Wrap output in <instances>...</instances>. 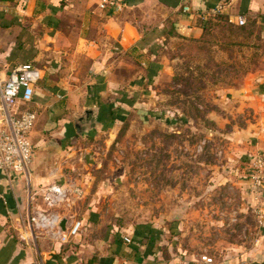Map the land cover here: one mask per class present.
I'll return each instance as SVG.
<instances>
[{"label": "rangeland", "instance_id": "1", "mask_svg": "<svg viewBox=\"0 0 264 264\" xmlns=\"http://www.w3.org/2000/svg\"><path fill=\"white\" fill-rule=\"evenodd\" d=\"M235 20L213 12L199 34L168 31L151 54L114 63L123 85L103 95L117 112L110 123L98 125L92 113L86 131L71 138L62 125L35 123L30 171L85 192L70 210L86 217L85 227L62 259L145 230L162 264L203 254L220 264L257 246L264 199L241 162L251 134L264 132V106L242 105L237 95L264 82V36L256 18Z\"/></svg>", "mask_w": 264, "mask_h": 264}, {"label": "crops", "instance_id": "2", "mask_svg": "<svg viewBox=\"0 0 264 264\" xmlns=\"http://www.w3.org/2000/svg\"><path fill=\"white\" fill-rule=\"evenodd\" d=\"M99 3L0 0V70L7 74L15 66L30 62L42 72L33 100L26 105L39 112L37 128L55 130L62 125L63 137L71 138L76 133L71 119L81 103L93 108L98 125L110 123L117 112L103 95L123 85V80L114 76V63L124 55L151 54L168 31L182 37L199 34L200 26L215 10L229 14L231 20L238 15L246 21L256 18L264 36V0H109L105 8ZM184 5L190 6V11L184 12ZM249 91V96L245 88L239 91L242 105L255 109L261 103L264 106V82ZM249 143L248 158L241 162L246 169L255 152L259 150L264 156V132L252 133ZM29 179L32 190L51 183L48 177L35 176L30 168ZM27 192L24 176L0 175V194L6 201L0 198V264H162L160 250L148 230L136 238L131 236L129 242L117 235L109 237L94 252L82 244L77 257L67 260L61 256L78 236L66 244L44 236L38 237L35 244L23 243L14 219L24 213ZM261 194L264 199V189ZM78 218L84 229L86 217ZM181 264L208 263L197 260ZM220 264H264V221L257 246L229 256Z\"/></svg>", "mask_w": 264, "mask_h": 264}, {"label": "built area", "instance_id": "3", "mask_svg": "<svg viewBox=\"0 0 264 264\" xmlns=\"http://www.w3.org/2000/svg\"><path fill=\"white\" fill-rule=\"evenodd\" d=\"M108 3L109 0H100L98 6L105 8ZM182 9L188 12L190 6L184 5ZM235 21L238 25L246 23L243 15H238ZM41 78V69L30 62L15 66L7 74L0 70V175L11 173L24 176L28 186L24 213L14 219L20 240L25 244H35L38 237L44 236L66 244L83 230L82 221L70 211L74 203L85 196L83 186L55 181L32 190L29 179L34 150L31 132L37 112L23 107L32 102L35 87ZM247 172L253 189L262 191L264 156L257 154L251 157ZM0 198L6 203L2 194ZM125 241L129 242V239ZM200 260L208 264L213 262L212 257L206 254Z\"/></svg>", "mask_w": 264, "mask_h": 264}, {"label": "water", "instance_id": "4", "mask_svg": "<svg viewBox=\"0 0 264 264\" xmlns=\"http://www.w3.org/2000/svg\"><path fill=\"white\" fill-rule=\"evenodd\" d=\"M93 113V111L91 109H85L83 111V113L81 114H77L74 116L73 118V124H74V128H75V132L76 133H84L87 129V123L86 120L88 119V117ZM61 227H64V220L61 222Z\"/></svg>", "mask_w": 264, "mask_h": 264}, {"label": "trees", "instance_id": "5", "mask_svg": "<svg viewBox=\"0 0 264 264\" xmlns=\"http://www.w3.org/2000/svg\"><path fill=\"white\" fill-rule=\"evenodd\" d=\"M245 24H246V23H245ZM245 24H244V25H245ZM240 26H243V25H240Z\"/></svg>", "mask_w": 264, "mask_h": 264}]
</instances>
